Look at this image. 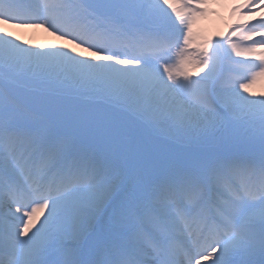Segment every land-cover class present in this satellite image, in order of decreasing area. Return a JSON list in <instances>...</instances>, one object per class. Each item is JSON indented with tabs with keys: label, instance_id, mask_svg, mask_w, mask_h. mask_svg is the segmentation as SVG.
I'll return each instance as SVG.
<instances>
[{
	"label": "snow or ice",
	"instance_id": "snow-or-ice-1",
	"mask_svg": "<svg viewBox=\"0 0 264 264\" xmlns=\"http://www.w3.org/2000/svg\"><path fill=\"white\" fill-rule=\"evenodd\" d=\"M210 3L0 0V264H264V0Z\"/></svg>",
	"mask_w": 264,
	"mask_h": 264
},
{
	"label": "bare ground",
	"instance_id": "bare-ground-1",
	"mask_svg": "<svg viewBox=\"0 0 264 264\" xmlns=\"http://www.w3.org/2000/svg\"><path fill=\"white\" fill-rule=\"evenodd\" d=\"M244 2L245 0H211L210 12L206 16L198 18L196 24L193 26V46L195 49H201L208 39L215 40L224 37L229 28L238 21V17L232 12V6L236 3L243 4ZM261 15H264V13ZM9 31L18 35L26 45L48 46L61 43V41H57L43 29L14 28V30L9 29ZM192 71L194 73L196 70L193 69ZM258 85H263L264 89V84L260 83L253 86V88H256ZM263 89L262 91H264Z\"/></svg>",
	"mask_w": 264,
	"mask_h": 264
},
{
	"label": "rangeland",
	"instance_id": "rangeland-1",
	"mask_svg": "<svg viewBox=\"0 0 264 264\" xmlns=\"http://www.w3.org/2000/svg\"><path fill=\"white\" fill-rule=\"evenodd\" d=\"M208 12H210L209 11V9H208ZM11 30H14V28H10ZM193 45V44H192ZM263 85H258L256 88L254 87L252 90L254 91V92H256V93H260V92H264V91H262V89H263V87H262ZM264 90V89H263Z\"/></svg>",
	"mask_w": 264,
	"mask_h": 264
}]
</instances>
